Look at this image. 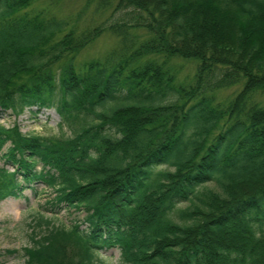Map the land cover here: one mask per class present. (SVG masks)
<instances>
[{
  "label": "trees",
  "instance_id": "obj_1",
  "mask_svg": "<svg viewBox=\"0 0 264 264\" xmlns=\"http://www.w3.org/2000/svg\"><path fill=\"white\" fill-rule=\"evenodd\" d=\"M94 1L134 12L76 31L34 0H0V115L54 108L72 127L0 124V157L54 190L47 205L85 211L38 213L25 264H98L112 248L117 264H264V0ZM105 30L118 44L75 62ZM174 56L198 61L192 84L176 83ZM239 82L223 102L210 93ZM21 187L0 166V201Z\"/></svg>",
  "mask_w": 264,
  "mask_h": 264
},
{
  "label": "rangeland",
  "instance_id": "obj_2",
  "mask_svg": "<svg viewBox=\"0 0 264 264\" xmlns=\"http://www.w3.org/2000/svg\"><path fill=\"white\" fill-rule=\"evenodd\" d=\"M96 1L94 0H34L33 8H45L51 13L60 17H65L69 25L76 26V31H80L86 27L99 25L102 22L110 24L119 18L126 17L124 14L130 15L134 12L131 8L116 10L115 3L97 9ZM112 14L111 19H107ZM139 38L148 37L144 29L134 31ZM148 35H147V34ZM118 44V37L105 30L99 36L89 42L75 57V62H83L89 59H101L112 48ZM159 61L162 56L156 55ZM198 61L195 58H182L174 56L169 58L166 66L169 67L175 74L176 83L184 86L192 84L195 80L196 68ZM59 68V67H57ZM56 68V69H57ZM241 82L235 85L219 88L212 93L216 100L225 101L230 98L235 92L241 88ZM254 100L264 106V92L256 91L253 93ZM35 110V108H32ZM0 124L5 128L17 127L22 134H34L45 137L61 138L72 135V127L67 125L60 126V118L54 108L42 109L37 113H33L31 109H25L18 116L9 114V112L0 115ZM74 126H78L77 124ZM10 162H6L0 157V166L10 168ZM35 170L40 169V164ZM16 177L20 183L21 189L18 195L8 196L0 201V264H25L23 256V248L30 245V237L32 227L35 224L34 219L38 213H44L47 217L53 219L55 223L70 224L75 219H82L85 215L84 209H74L68 206L54 209L56 213H52L53 209L47 205L48 201L55 195L54 190L43 181H34L25 183L22 179V174ZM185 206L182 204L181 206ZM85 225L82 224V227ZM7 249H15L12 254H7ZM98 264H117L119 250L113 248L107 251L98 253Z\"/></svg>",
  "mask_w": 264,
  "mask_h": 264
}]
</instances>
